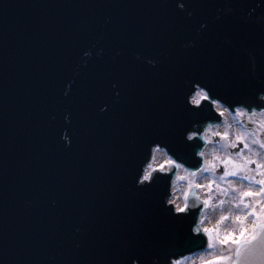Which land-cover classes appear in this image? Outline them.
Here are the masks:
<instances>
[{"label":"water","instance_id":"water-1","mask_svg":"<svg viewBox=\"0 0 264 264\" xmlns=\"http://www.w3.org/2000/svg\"><path fill=\"white\" fill-rule=\"evenodd\" d=\"M262 93L264 0H0V264H171L203 249L202 200L166 202L175 165L138 186L150 145L194 171L222 117L213 100L264 108ZM238 245L233 264H261L264 248Z\"/></svg>","mask_w":264,"mask_h":264},{"label":"rangeland","instance_id":"rangeland-1","mask_svg":"<svg viewBox=\"0 0 264 264\" xmlns=\"http://www.w3.org/2000/svg\"><path fill=\"white\" fill-rule=\"evenodd\" d=\"M225 110V109H224ZM256 125H258L257 130L244 129L241 127H234L229 125L228 122H224L222 128H217L215 134L223 138L219 143L214 144L213 147L206 153V162L205 168H211L212 164H215L217 167L215 170L209 171H200L198 172V179H196L197 171L190 173L184 166H181L179 169L178 178L175 181V187L173 189V198L176 205H183V199L190 192H198L205 200L209 201V206L207 213L203 216L202 225L204 229H210L211 231L207 232L209 235V242L212 245L211 248L207 251L206 254H188L183 257L184 259H178L177 264H232L235 259L234 251L237 247V243H233L231 240L227 243L221 244L220 241L228 234H233V240H236L240 236L241 227L246 228L248 233L255 231L253 227V221L256 220V216L248 215L252 212L253 209L257 213L261 210L259 205H261L264 200L263 195L255 197H245L244 204L237 203V200H234L233 197H239V194L243 191L252 190L258 192L260 189L259 184L253 183L250 180L242 179V177L247 174L254 176L256 180L263 179L259 177L260 172L264 169H257L256 163L264 164V148L260 147V143H264V138L259 141L256 136L257 131L264 130V123L261 118L256 117ZM213 133V134H214ZM227 133V136L224 134ZM241 137V139H237ZM259 141L260 143L253 144V141ZM242 143V148L239 153L241 157H237L231 151L233 144L237 145ZM248 144L249 148H244V145ZM219 156V160L215 157ZM231 156L233 159L237 160L238 163H244L242 157H250L255 163L248 165V171L245 173L244 170L237 172L236 176L226 177L225 180H220V175L223 174L218 172L219 165L223 166L225 170V165L221 163L225 158ZM170 159L169 157L163 159L161 163H154V168H159L161 165L164 166V169L168 168L166 161ZM227 170H236L232 165L228 166ZM228 181H231V186H229ZM211 184V188L208 185ZM191 185V187L189 186ZM199 185V187H197ZM219 185V187H217ZM221 189H227V192L221 191ZM185 193L187 195L185 196ZM213 198L215 200L213 201ZM223 200L225 203L220 204V201ZM259 201L260 203H257ZM247 204L249 207L245 208L244 205ZM227 216L228 219L221 221V216ZM237 215L245 216L247 219L242 223L237 221L235 217ZM217 257H226V259L218 260Z\"/></svg>","mask_w":264,"mask_h":264},{"label":"snow or ice","instance_id":"snow-or-ice-1","mask_svg":"<svg viewBox=\"0 0 264 264\" xmlns=\"http://www.w3.org/2000/svg\"><path fill=\"white\" fill-rule=\"evenodd\" d=\"M197 96H204V93H197ZM200 102V99H196V98H193V103H199ZM225 136H227V133L224 134ZM237 139H241V137H237ZM256 143H260L259 141H256L254 140L253 141V144H256ZM233 148L236 147L235 144L232 145ZM260 147L261 148H264V143H260ZM244 148H249V145L248 144H245L244 145ZM203 155V154H202ZM237 157H241V153L237 152L235 154ZM215 159L219 160V156L215 157ZM242 159L244 160V163H238L237 160L233 159L231 156L225 158L223 161H221V163H223L225 165V170L223 172L222 175H220L219 179L220 180H225L226 177H229V176H236L237 175V172L240 171V170H244L245 173H247L248 171V165L249 164H252V163H255V161H253L250 157H242ZM229 165H232L236 170H227L228 169V166ZM216 165L215 164H212L211 165V168H205L204 171H209V170H215L216 169ZM256 168L257 169H264V164H261V163H256ZM260 175L261 176H264V171H261L260 172ZM148 176V174H146V177ZM242 179H246V180H250L252 181L253 183H256V184H259L261 185L260 187V190L258 192H254L252 190H247V191H243L239 194V197H233L234 200H237V203H238V206L239 204H244V198L245 197H255V196H261V195H264V179H260V180H256L254 176H251V175H247L245 174ZM229 183V186H231V181H228ZM209 188H211V184L208 185ZM217 187H219V185H217ZM221 191H224V192H227V189H221ZM209 203L208 200H205L204 201V204L207 205ZM225 203V201L221 200L220 201V204H223ZM257 203H260L259 201H257ZM245 208L249 207V205L245 204L244 205ZM181 211H183V209H181ZM264 213V207L261 208V211L259 213H257L255 211V209L252 210L251 213H249L248 215H253V216H256V220L257 221L261 214ZM237 216H240V215H237ZM237 216L235 217V219L237 221H239L237 219ZM248 217L247 215L243 216V221L246 220ZM228 219L227 216H221L220 217V220L223 221V220H226ZM242 221V222H243ZM255 221H253V229H257V225L255 224ZM205 232H209L211 231L210 229H205L204 230ZM245 232H247V229L245 228ZM255 234L252 238V240L250 241H244L243 239H240L239 241L236 239V240H233V234L232 233H228L221 241L220 243L221 244H224V243H227L228 241H232L233 243H242L244 244L245 246H247V249L249 251H251L256 245L260 246L261 248H264V230H260L259 233H257L256 231H254ZM212 245L209 244V247H211ZM216 259L218 260H223V259H226V257H217ZM209 264H211V262H209Z\"/></svg>","mask_w":264,"mask_h":264},{"label":"clouds","instance_id":"clouds-1","mask_svg":"<svg viewBox=\"0 0 264 264\" xmlns=\"http://www.w3.org/2000/svg\"><path fill=\"white\" fill-rule=\"evenodd\" d=\"M180 6L183 7V5H180ZM205 98H207V97L205 96ZM261 99H264V93L261 94ZM200 103H201V102H199V103H193V100L191 99V97H188V104H189L190 106H192V105L194 104L196 107H199V106H200ZM194 127H195V125H194ZM198 138H199V135H198V133L195 132V131H190V132H188V133L185 135V139H186L187 141H189V142H191V141H193V140H196V139H198ZM153 147L160 148V147H162V146L159 145V144H152V145H150V149L153 148ZM163 151L167 152V148H166V146H163ZM202 154H203V155H202ZM204 155H205V153H204L203 151H200V150H197V151H196V156H197V157H203ZM166 163H167L168 165H175L176 167H180L179 164H176L175 159H172V158L168 159V160L166 161ZM160 171H161L162 173L165 171L163 165H161V167H160ZM146 182H147V183H151V175L149 174V175L146 177V175L143 174V173L141 172L140 175H139V177H138L137 184H138V186H140V185H144V184H146ZM189 186L191 187V185H189ZM197 187H199V185H198ZM186 195H187V193H185V196H186ZM167 203H175V201H173V200H168ZM181 209H183V211H184V208H181L179 205H177L176 208H175V211H176V212H183V211H181ZM237 219H238L239 221H241V223H242V221H243V216H237ZM255 224L257 225V227H258L259 230H264V213H262L261 216H260V218H259L257 221H255ZM251 227H252V226H251ZM254 234H255L254 231H253L252 233L249 234V233H248V230H247V232H245V228L241 227V230H240V236H239V238H238L237 240L239 241L240 239H243L244 241H250V240H252ZM238 251H239V250H238ZM261 264H264V259L261 260Z\"/></svg>","mask_w":264,"mask_h":264},{"label":"flooded vegetation","instance_id":"flooded-vegetation-1","mask_svg":"<svg viewBox=\"0 0 264 264\" xmlns=\"http://www.w3.org/2000/svg\"><path fill=\"white\" fill-rule=\"evenodd\" d=\"M256 117L261 118L262 122L264 123V111L256 110L255 112L252 113H250L249 111H236L234 113L227 111L224 115V119L221 122H219L216 126H218L217 128H222L224 122H228L229 125H233L234 127L236 126L244 129L247 128L253 131V130H257L258 128V125H256V120H257ZM256 136L258 137L259 141H261V139L264 138V130L257 131ZM222 139L223 138L217 136L215 133L214 134L212 133L209 136V144L207 145L209 146L208 148L210 149V147H213L214 144L219 143ZM234 149L235 148H231V151L233 153L238 152V151L235 152ZM259 177L264 179V176L259 175ZM214 200L215 198H213V201ZM262 207H264V200L262 201L261 205H259V209L261 210Z\"/></svg>","mask_w":264,"mask_h":264},{"label":"bare ground","instance_id":"bare-ground-1","mask_svg":"<svg viewBox=\"0 0 264 264\" xmlns=\"http://www.w3.org/2000/svg\"><path fill=\"white\" fill-rule=\"evenodd\" d=\"M218 126H213V127H209V128H207V134H209L210 132H212V131H214L216 128H217ZM209 150V148L208 149H204V153H205V155H206V152ZM155 151H156V154H155V159H150V161H149V164H148V166H147V168H146V170H145V175L146 174H151L150 172H151V170L154 168V163H156V162H158V163H161V161L163 160V159H165V158H167L168 157V154L165 152V151H163V148H157V147H155ZM168 166H171V165H168ZM168 169V168H167ZM179 172V171H178ZM179 174V173H178ZM184 200H185V198H184ZM184 200H183V203H184Z\"/></svg>","mask_w":264,"mask_h":264}]
</instances>
